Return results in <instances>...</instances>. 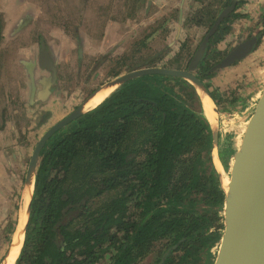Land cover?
<instances>
[{"label": "rangeland", "instance_id": "obj_1", "mask_svg": "<svg viewBox=\"0 0 264 264\" xmlns=\"http://www.w3.org/2000/svg\"><path fill=\"white\" fill-rule=\"evenodd\" d=\"M87 1V13L94 16V21L100 22L98 27L111 22L122 26L110 30L111 36L106 35L104 50L100 43L104 34L96 30L98 27H89L86 33L81 31L86 41L85 55L80 62L75 34L79 32L80 18L85 15ZM149 1L0 0V264H6L2 258L9 248L11 225L18 221L32 194L30 186L24 192V199V182L33 151L46 131L69 117L73 120L58 131L66 130L78 118H74V113L94 90L107 85L112 87L113 82L135 68L165 71L186 69L189 57L200 46L222 11L230 6L228 3L231 0H203L201 4H187L185 18L178 15L181 11L179 7L183 8L180 2L179 6L176 2L167 6V10H171L167 12L168 15L166 12L159 15L160 11H155ZM253 3L255 10L246 12V8ZM147 9L153 15H146ZM234 13L240 17L230 19L226 25L228 31L213 44L203 66L194 70L197 76L204 78V85L208 86L209 93L218 102L217 125L213 128L217 137L215 139L213 136L210 147L212 162L209 169L222 177L229 188L217 169L218 158L233 191L235 186L231 181L236 176L238 162L244 156L248 129L264 92V0H243V5L236 8ZM183 23L185 30L182 32ZM41 24L46 28L42 29ZM41 36L49 41L60 78L50 98L43 86L48 85L52 74L39 67ZM112 37L117 40L114 47ZM250 37H258L259 44L248 58L221 70L213 69L234 47ZM107 53L110 54L105 58ZM167 75L170 78H158L152 83L154 87L200 114L198 98L185 84L187 82L191 86L193 81L182 78L184 82L177 75ZM123 85L117 84L114 91ZM42 93H46L49 100ZM86 105L87 102L81 109L82 113L90 112L85 111ZM232 194L229 188L227 203L222 208L204 203L194 206L200 214L208 211L207 216L213 222L211 231L190 241L187 249L198 245L201 247L198 254L188 256L186 261H183L186 248L173 245L168 252L172 257L169 264H216L225 232L226 207H231ZM113 196L114 192L95 199L90 207L103 205ZM211 233H217L213 238L217 240L206 241ZM203 241L206 242L202 244ZM158 246L153 256L143 258L138 264H153L158 255ZM167 249V246L161 247L158 259Z\"/></svg>", "mask_w": 264, "mask_h": 264}, {"label": "trees", "instance_id": "obj_2", "mask_svg": "<svg viewBox=\"0 0 264 264\" xmlns=\"http://www.w3.org/2000/svg\"><path fill=\"white\" fill-rule=\"evenodd\" d=\"M241 5L243 0L237 8ZM237 17L231 14L222 23L208 54L228 31L230 19ZM162 77L170 78L150 74L125 83L48 140L16 264H98L111 249L117 252L106 264H134L155 241L186 248L211 231L208 211L200 214L194 206L222 208L227 203L222 177L209 169L213 130L202 116L195 89L183 80L198 98L200 114L154 87ZM113 190L119 191L116 197L90 207ZM16 224L11 225L9 242ZM216 234L206 241L217 240ZM200 247L186 248L183 261Z\"/></svg>", "mask_w": 264, "mask_h": 264}, {"label": "water", "instance_id": "obj_3", "mask_svg": "<svg viewBox=\"0 0 264 264\" xmlns=\"http://www.w3.org/2000/svg\"><path fill=\"white\" fill-rule=\"evenodd\" d=\"M239 1L240 0H234L232 4L218 16L208 34L204 37L200 46L196 50L188 70H183V73H190L201 81L194 74V70L198 68V65L205 57L209 43L218 31L219 27L232 13L236 11ZM258 43L259 39L257 37L244 40L234 47V49H232L229 54L217 65H215L213 69L221 70L236 64L238 61L248 58L250 54L254 52ZM47 63L48 64L46 65H42L52 71L53 78L56 79V69L50 62ZM167 72L175 73L177 71H165L158 68L139 69L123 75L117 80V82L119 85H122L135 78L150 74L171 75V73ZM202 83L204 84V82ZM206 90L208 91L207 88ZM71 120L73 119L68 117L64 121L53 126L37 143L28 167L23 193L26 189H28V179L33 168L36 175L39 158L44 146L62 126L66 125ZM213 136L216 139L217 134L215 135L213 133ZM244 147V156L240 162H238L235 169L236 176L231 181L235 186V190L230 209L226 207L225 232L216 264H264V92L260 99L253 121L248 129L247 140ZM31 203L32 200L24 209V211L26 210L27 215V223L24 227V231L22 230L24 232V239L31 212ZM19 227L20 217H18L12 240L6 253L7 255L16 246L15 234L18 232ZM4 259L5 257L3 260Z\"/></svg>", "mask_w": 264, "mask_h": 264}, {"label": "flooded vegetation", "instance_id": "obj_4", "mask_svg": "<svg viewBox=\"0 0 264 264\" xmlns=\"http://www.w3.org/2000/svg\"><path fill=\"white\" fill-rule=\"evenodd\" d=\"M88 1H87V7H86V12H84V14L85 15H82L81 16V18H80V20H81V22H80V28H79V32H76V37H75V39H76V41H77V45H78V55H79V61L81 62V60H82V57L85 55L84 54V46H85V41H84V39H83V37H82V34H81V31H83V32H87L88 30H89V27L90 28H96V27H98V25H99V21H94V16L93 15H88ZM145 13H146V11H145ZM233 14V13H232ZM216 21V20H215ZM93 22V24H90V23H92ZM214 24V23H213ZM213 24H212V26H213ZM109 23L108 24H104V25H100L98 28H96V30L99 32V31H102L103 33L102 34H104V38H103V40L100 42L101 43V46L103 47V45H104V41L106 40V35H107V32H106V30H107V28H109ZM110 25H112L113 26V28H111L112 30L114 29V28H117V29H119L121 26H122V24H115V23H113V22H111V24ZM93 26H96V27H93ZM211 26V27H212ZM135 27H136V25H135ZM211 27H210V29H211ZM41 28L42 29H44V28H46V26H44V25H42L41 24ZM78 28V27H77ZM81 29V30H80ZM209 29V30H210ZM116 30V29H115ZM209 30H208V32H209ZM106 32V33H105ZM208 32L206 33V35L208 34ZM205 35V36H206ZM204 36V37H205ZM250 38H252V37H250ZM258 38V37H257ZM204 39V38H203ZM248 39V38H247ZM259 39V38H258ZM39 40L41 41L40 42V44H39V54H38V56H39V63H41V64H39V67L40 68H42V69H46V70H48V71H50L49 69H47V68H45L44 66L42 67V64H48L47 62H50L52 65H53V67L56 69V79H54L53 78V73H52V71H50L51 72V74H52V78H51V80L48 82V85L47 86H45V84H44V89H46V91H48V93H49V98H50V96H51V94H52V92H54L56 89H57V87H58V85H59V81H60V78H59V75H58V69H57V66H55V62H54V59L52 58V50H51V48H50V44H49V41H48V39L47 38H45V37H43V36H41L40 38H39ZM203 41V40H202ZM115 44H117V40H116V43H113V47L115 46ZM210 44V43H209ZM259 44V43H258ZM198 49V48H197ZM196 52V51H195ZM195 52H194V54H195ZM110 53H107L104 57L106 58L107 57V55H109ZM177 54H179V53H177ZM194 54L192 55V56H190L189 57V62H188V67L186 68V69H184V70H188V68H189V65H190V63H191V60L193 59V56H194ZM208 56H209V54L208 53H206V55H205V57L202 59V61H201V63L198 65V67H202L203 66V64L206 62V60L208 59ZM220 62V61H219ZM218 62V63H219ZM217 63V64H218ZM141 69V68H140ZM142 69H145V68H142ZM201 69V68H200ZM211 69V67L210 68H208L207 69V71H206V74L208 73V71ZM136 70H139L138 68L136 69H133V71H136ZM170 71H173V70H170ZM183 71V70H182ZM195 74V73H194ZM167 75V74H166ZM196 75V74H195ZM146 76V75H145ZM197 76V75H196ZM182 79V78H181ZM204 79V78H203ZM183 80V79H182ZM202 81V80H201ZM203 82V81H202ZM194 83V82H193ZM205 84V83H204ZM191 87H193L194 88V86L193 85H191ZM205 88V87H204ZM43 89V90H44ZM195 89V88H194ZM208 89V88H207ZM50 90V91H49ZM97 90V89H96ZM96 90H94V91H96ZM196 91V90H195ZM115 92V91H114ZM197 93V92H196ZM43 94V96H46L45 94L46 93H42ZM112 94V93H111ZM48 96H46L47 97V99L49 100V98H48ZM197 96L199 97V95H198V93H197ZM199 101H200V105L202 106V103H201V100H200V98H199ZM35 103V101H33L32 100V104H34ZM202 108V112H203V106L201 107ZM82 116V115H81ZM80 116V117H81ZM79 118V117H78ZM53 126H55V125H53ZM53 126H51L49 129H51ZM48 129V130H49ZM47 130V131H48ZM46 131V132H47ZM57 133V132H56ZM40 159V158H39ZM214 159V158H213ZM115 193V197L117 196L116 194H118L119 193V191H106L100 198H102V197H104L106 194H109V193ZM113 198H114V196H113ZM105 203V202H104ZM119 238L122 240V239H124V233H120L119 234ZM165 244V242H163L162 240H158V241H155V242H153L152 244H151V246H150V248H149V250L146 252V254H144L143 256H141L140 258H138V260L136 261V263H134V264H138L141 260H143V258L145 259V257H146V259L147 258H149V257H151V256H153L154 254H155V252H154V249H155V247L157 246V245H159L158 247V255L155 257V259H154V262H153V264H169V262L171 261V255H169V250L170 249H172L173 247H170V248H168L162 255H161V259H158L159 257V252L161 251L160 249H161V247H166V244ZM179 247L181 246V245H178ZM178 247V248H179ZM116 252L117 251H115L114 249H111L106 255H105V257L104 258H102V259H100V261H99V263L98 264H106L105 262L106 261H108L109 262V260H110V258L112 257V255L113 254H116ZM186 255V254H185ZM185 257V256H184ZM183 257V258H184ZM163 258V259H162Z\"/></svg>", "mask_w": 264, "mask_h": 264}, {"label": "bare ground", "instance_id": "obj_5", "mask_svg": "<svg viewBox=\"0 0 264 264\" xmlns=\"http://www.w3.org/2000/svg\"><path fill=\"white\" fill-rule=\"evenodd\" d=\"M174 71H176V70H174ZM167 73H171V72H167ZM175 73L172 72L171 74L172 75H178V76H180V78H184L186 80H191V81L194 82L193 85L196 87V89L198 91V95H199L200 99L202 100L201 103H202V106H203V116L209 122V124H210V126H211V128L213 130V128H215L216 125H217L218 107L214 103L213 99L210 97V94L208 93L206 88H204L205 87L204 84L201 81H199L196 77H194V75H192L190 73H183L182 70L181 71H177ZM112 84H113L112 87L107 85V87L105 86L103 89H100L99 91H97L93 95V97L91 95L92 98L87 103L85 111H89V110L92 111L93 109L97 108L100 104H102L110 95H112L111 93H113V91L115 90L114 87L117 84L119 86V83L116 81V82H113ZM86 102H84L83 105ZM83 105L78 108L76 113H74V115H73L74 117H80L81 115H84V114L88 113V112H86V113H82L81 112V109H82ZM213 133L215 135L217 134V133H215L214 130H213ZM216 150H217V147L214 149V151H216ZM214 151H213V153H214ZM214 156L215 157L217 156L216 152H215ZM216 165H217V169H218L220 175L223 176L226 179V182L228 183L229 188L231 190V194L233 193L232 194V196H233L234 195V191L232 190L233 188L231 187L230 179H229L228 175L225 173V170L223 169V166L219 162L218 158L216 159ZM35 179H36V175H35V170L33 168L32 169V173H31V175H30V177L28 179V184H29L28 185V189H30V186L32 188V194L29 197L28 204L30 203V201L33 198ZM223 181H224V179H223ZM226 189H227V186H226ZM228 189H227V194H228ZM27 206L28 205L26 203L25 204V208ZM25 212H26V210L25 211L23 210V212L21 213V216L19 214L20 227H19L18 232L15 234L16 246L10 251V253L8 255L6 254L7 257L6 256L5 257H6L7 260L6 259L4 260V262L6 261V264H16L17 259L20 256V252H21V249H22L23 244H24V232L23 231H24V227H25V225L27 223V215H26Z\"/></svg>", "mask_w": 264, "mask_h": 264}, {"label": "crops", "instance_id": "obj_6", "mask_svg": "<svg viewBox=\"0 0 264 264\" xmlns=\"http://www.w3.org/2000/svg\"><path fill=\"white\" fill-rule=\"evenodd\" d=\"M254 1H256V0H254ZM149 2H151V6L152 7H154V10L155 11H160L159 12V15H164V12H166V14H167V12H169V11H171L170 9H168L167 10V6L168 5H173V3L174 2H176L177 4L180 2V4L182 3V5H183V8H181V7H179V9L178 10H181L180 12H178V15H184V18H185V15H186V7H185V5H187V4H192V3H196V4H201V1H197V0H163V1H158V0H150ZM178 6H179V4H178ZM255 8H256V5L253 3V4H250L249 6H248V8H246V12H249V13H252V11L253 10H255ZM158 9V10H157ZM162 9H164V10H162ZM250 9V10H249ZM244 12V11H243ZM157 14V13H156ZM189 14V12H187V15ZM146 15H153V14H150L149 13V10L147 9L146 10ZM168 15V14H167ZM183 20V19H182ZM109 26V28H107V30H106V32H107V35H110V30H112L111 28H112V26L109 24L108 25ZM184 23L182 24V26H181V31L183 32L185 29H184ZM116 29V28H115ZM105 32V33H106ZM111 36V35H110ZM113 38V43H116V38L115 37H112ZM106 39H107V36H106ZM106 42V40L104 41V46L102 47V49L104 50L105 49V43ZM193 85V84H192ZM194 86V85H193ZM105 86H102L101 88H99L98 90H96L93 94H92V97H93V95L97 92V91H99L100 89H103ZM107 87V86H106ZM194 88H195V90H196V92L198 93V91H197V89H196V87L194 86ZM91 96H90V98H87V100H85V102L87 101V103L89 102V100L92 98ZM200 98V97H199ZM201 100V99H200ZM202 101V100H201ZM83 105V104H82ZM25 192H26V190H25ZM24 199H25V193H24ZM22 212V211H21ZM21 212H20V214H21ZM7 257V256H6ZM6 257H5V259H6ZM4 259V260H5ZM4 262V261H3Z\"/></svg>", "mask_w": 264, "mask_h": 264}]
</instances>
